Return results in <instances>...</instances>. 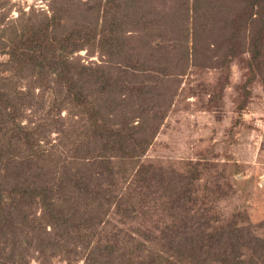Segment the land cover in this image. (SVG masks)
<instances>
[{
    "label": "rangeland",
    "instance_id": "1",
    "mask_svg": "<svg viewBox=\"0 0 264 264\" xmlns=\"http://www.w3.org/2000/svg\"><path fill=\"white\" fill-rule=\"evenodd\" d=\"M71 1L0 0V24L22 13L37 20ZM81 1L94 7L90 18L109 16L108 6L116 14L114 0ZM140 13L125 33L138 37L142 23L150 32L163 29L157 12ZM188 23L198 39L188 33L164 41L180 57L147 72L149 92L115 69L107 92L83 80L74 96L55 71L35 63L33 71L12 68L0 54L1 76L9 77L3 82L14 96V103L0 105L1 115L8 120L14 113L8 128L23 125L9 140L16 142L9 156L17 162L21 156L18 165L36 182L57 180L61 171L73 175L53 195L62 230L42 218L40 205L18 220L6 208L10 193L1 192L0 264H95L89 258L95 247L113 240L125 254L113 259L112 253L106 264H264V28L249 29L238 18L211 20L205 31L197 18ZM53 48L43 51L45 63L62 55L86 65L103 60L98 50ZM96 103L106 118H91ZM102 118L111 121L105 130ZM114 129L121 134L116 139L128 140L120 152L105 139ZM24 131H34L37 143ZM45 238L49 244L40 251L37 240Z\"/></svg>",
    "mask_w": 264,
    "mask_h": 264
},
{
    "label": "trees",
    "instance_id": "2",
    "mask_svg": "<svg viewBox=\"0 0 264 264\" xmlns=\"http://www.w3.org/2000/svg\"><path fill=\"white\" fill-rule=\"evenodd\" d=\"M114 2L115 6L113 8H115L114 12L116 14L110 13L111 9L108 6L109 16L103 14L102 18H93L92 13V18H90V10H94V7H83L82 5L86 4L81 0H72L68 5L61 3L59 10L55 9L51 15H45L37 20H33V15L25 16L22 13L17 18L0 24V54H7V63L11 62L12 68L26 66L29 68L28 70L33 71L34 67L32 68L31 65L34 66L35 63L41 70L46 68L48 71L49 69L55 71L58 77L65 80L68 91L74 96L81 94L83 91L81 84L84 81L88 84L98 85L102 93L107 92L108 84L110 85L111 82L110 72L115 69L120 70V73L125 74V77L132 76V80L129 79L131 86L137 88L140 92H149V88L145 86L149 79H153L149 73L163 67V64L168 65L169 62L179 60L180 56L173 50L174 45L169 47L171 39H175V35L178 38H184L188 33L192 35L193 40L198 39L192 23H188L190 18H197V24L202 25L203 31H205V25H208L211 20L213 22H226L231 18L233 22L235 18L242 20V23H245L247 27L249 26V29L253 24H258L261 29L264 28V0H235V2H238L237 4H230L229 0H164L160 1L159 5H157L156 0H123L122 2L114 0ZM155 7L158 13L156 22H162L163 24L161 31L158 33H155L156 31L150 32L148 27L143 29L145 25L142 23L138 37L125 33L123 26H130L135 23L136 27L137 20L132 18H141L140 11L144 14L152 11L153 17H156ZM97 11H99L98 8H96ZM61 13L64 14L62 18H65V20L58 19L61 18ZM202 16L203 18H201ZM80 17L83 18L82 21H79ZM118 18H125V20L120 21ZM162 18H164L163 21ZM217 27L219 31V26ZM226 28L227 25L223 27L222 34L218 33L217 35L223 37ZM122 33L126 36V40ZM252 33L255 34V32ZM251 36L256 37L252 34ZM166 40L169 42L164 43ZM184 45L186 47V44ZM50 47H54L53 51L63 49L67 52L66 54H71L81 48H86L90 53L98 50V54L103 60L93 65H86L81 63L80 59H70L66 55L56 56L51 53L50 55H55L58 59L51 57L49 58L50 61L45 63L46 58L43 51L48 50L49 54ZM194 47H191L192 51H194ZM184 52H188V50L186 49ZM48 54L46 57L49 56ZM190 55L192 56L193 53ZM1 66H3V62H0ZM135 67L137 68L136 72L133 70ZM3 71L0 69V82H2L0 84V105L2 104L3 107L4 102L6 108L7 104L14 103V100L12 101L14 96L10 94V86L7 88L8 85L3 82L9 78L1 76ZM141 76H144V78H141ZM120 77H116L114 80L119 81ZM76 99L80 101L79 97ZM7 101L9 102L7 103ZM103 104L105 110L108 108L112 111V101H106ZM103 104L96 103L92 107L91 118H106L97 114L99 107ZM1 111L3 110L0 109V197L1 192L4 190L10 193L12 198L7 203L6 208L10 210V213L17 212L18 220L25 219V216H29V213L35 215L36 207L40 205L42 218L46 217L55 229L62 230L65 228L64 218L55 214L53 195L56 196L57 192L63 189L73 175L61 171L56 178L57 180L36 182L37 180L34 178L37 176H33V178L24 169L22 170L18 165L22 162L21 156L18 155L17 159L19 160L17 162L8 153L10 147L16 143L9 141L13 137L12 134H14V131L23 128V125L16 122L13 129L8 128L6 121H15L13 120L14 113L9 115L8 120H4ZM13 112L15 111L13 110ZM103 118L102 121L100 120V125H102V130H105L107 124L111 121L107 122ZM115 123L114 120L113 125ZM9 130L12 133L6 136ZM114 130L113 135L108 132L109 137L105 134V139L109 140L108 142H110V147L113 150L116 149L120 152L128 140L123 136L125 141L123 139L121 142L120 139H116L115 136L119 132L116 129ZM24 132L30 134L32 144L37 143V140L33 138L34 131ZM119 135L121 134L119 133ZM5 221L7 222V220ZM48 242V238L38 239L39 250L42 251L44 245L49 244ZM178 250L179 248H176L173 253L181 257ZM112 253L114 259L124 256L125 251L121 249L117 241L113 240V244L95 247L94 253L89 258L95 264H106ZM188 256L191 257V260H194L192 254H188Z\"/></svg>",
    "mask_w": 264,
    "mask_h": 264
}]
</instances>
